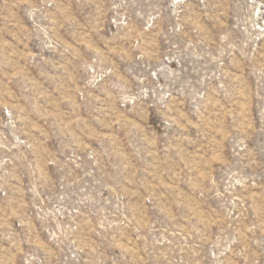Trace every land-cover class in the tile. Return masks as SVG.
Segmentation results:
<instances>
[{
    "label": "rangeland",
    "instance_id": "1",
    "mask_svg": "<svg viewBox=\"0 0 264 264\" xmlns=\"http://www.w3.org/2000/svg\"><path fill=\"white\" fill-rule=\"evenodd\" d=\"M0 264H264V0H0Z\"/></svg>",
    "mask_w": 264,
    "mask_h": 264
}]
</instances>
